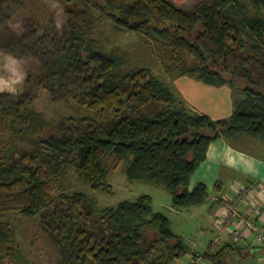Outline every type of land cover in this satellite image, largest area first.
<instances>
[{
  "label": "trees",
  "instance_id": "obj_1",
  "mask_svg": "<svg viewBox=\"0 0 264 264\" xmlns=\"http://www.w3.org/2000/svg\"><path fill=\"white\" fill-rule=\"evenodd\" d=\"M27 1L0 0V10ZM61 1L63 45L46 55L54 42L44 33L24 91L0 92V216H39L48 264H173L190 249L169 218L153 211L150 196L98 208L68 189V170L105 191L108 173L125 163L129 182L163 186L174 209L201 206L206 184L189 185L209 145L220 138L264 143V0H200L191 10L170 0ZM101 19L147 39L167 75L236 91L231 115L214 120L192 110L147 68L119 74L124 56L94 38ZM3 33L0 48L13 53L19 36ZM43 93L72 113L47 117L36 107ZM15 234L1 219L0 264L22 262ZM211 247L192 259L226 264L229 255H247L232 241Z\"/></svg>",
  "mask_w": 264,
  "mask_h": 264
},
{
  "label": "rangeland",
  "instance_id": "obj_2",
  "mask_svg": "<svg viewBox=\"0 0 264 264\" xmlns=\"http://www.w3.org/2000/svg\"><path fill=\"white\" fill-rule=\"evenodd\" d=\"M170 1L182 10H191L200 0ZM243 1L244 3L248 2V0ZM66 20L65 5L61 0H29L25 3H10L6 8L0 10V32H4L5 35L12 32L19 36V41L13 47V53L0 48V92L19 94L24 91L28 73L37 70L39 59L36 53L45 44L44 33H48L54 42L44 46L46 55L51 56L65 42ZM32 33H36L37 39L31 38ZM94 38L97 45L102 49L109 53L116 51L122 57L124 56L125 62L120 67L119 74H125L134 68H147L156 78L171 87L182 100H185L183 95L185 96L188 93L179 84L180 77L169 76L165 73L161 62L153 54L149 41L143 38L142 35L118 31L108 20L101 19L97 23ZM26 44L33 46L34 51L25 47ZM221 87L224 88L219 87L218 89L222 90L224 99L227 94H230L232 98V93L237 98L240 97L229 86L224 85ZM208 99L210 101L205 98L202 100L205 105H208V102L212 104L216 100L214 96ZM186 104L196 111L188 102ZM202 106L204 107V105ZM221 106L219 110L221 116L230 113L231 107L228 104L222 102ZM36 107L50 118L58 113H72L63 103L51 102L45 93L37 100ZM198 113L202 112L198 111ZM207 114L216 120L213 116L214 113L207 112ZM228 117L225 116L224 118ZM244 142L246 146L243 147L246 148L245 150L248 153L264 159V143L253 139H247ZM126 168L127 165L121 163L116 169L108 173L109 190L94 191L84 183L77 169L71 166L67 174V187L71 192L85 194L87 198L96 203L98 208L115 207L124 200L134 201L142 195L150 196L153 211L160 212L169 218L173 231L182 237L184 243L190 249L189 253L176 259L173 264H188L197 253H204L211 245L209 251L214 252L218 250L222 243L229 240L228 233L220 231L216 225V220H214L213 197L216 192L208 193L207 199L201 206L174 209L172 207V196L163 186L144 181L129 182L126 176ZM1 219L10 221L16 227L15 241L23 257L20 264H48L50 247L38 235L39 216L33 218H24L18 215L0 216ZM200 261V264H208L203 258H200ZM236 263L264 264V250L241 257L238 254H233L226 259V264Z\"/></svg>",
  "mask_w": 264,
  "mask_h": 264
},
{
  "label": "crops",
  "instance_id": "obj_3",
  "mask_svg": "<svg viewBox=\"0 0 264 264\" xmlns=\"http://www.w3.org/2000/svg\"><path fill=\"white\" fill-rule=\"evenodd\" d=\"M179 81L181 87H184L185 92L188 93L185 96L183 95V99H185L183 101L188 102L196 112L199 111L206 115H208L207 112H212L215 119H222L231 115L233 111L232 98L230 94L224 95L226 96L225 99L222 97L223 92L221 89L224 87L218 89L219 87L208 86L188 77H180ZM208 96L210 98L214 96L216 100L212 104L208 102V105H205L202 100L205 98L210 101ZM222 102L231 107L230 113L224 116L219 114ZM244 141L233 142L224 138L213 141L209 145L206 160L199 166L190 180V189L196 183L204 182L208 193L216 192L213 197L214 220L217 219V214L224 201L236 199L237 183L253 186L259 190L264 189V159L248 153L245 150L246 148L243 147L246 146ZM260 205V212L256 216H251L250 219L264 226V203L261 202ZM239 210L244 215L248 213V208L243 204H240ZM227 241H230V239ZM238 247L243 248L247 255L261 252L264 249L256 245L254 237L248 234L238 243Z\"/></svg>",
  "mask_w": 264,
  "mask_h": 264
},
{
  "label": "built area",
  "instance_id": "obj_4",
  "mask_svg": "<svg viewBox=\"0 0 264 264\" xmlns=\"http://www.w3.org/2000/svg\"><path fill=\"white\" fill-rule=\"evenodd\" d=\"M236 199L226 200L217 214L216 225L222 232H227L230 241L239 243L247 234L254 237L255 243L264 248V226H261L251 216H256L264 203V189H257L245 184H236ZM240 204L248 208L246 215L239 210ZM200 258L191 259L189 264H200Z\"/></svg>",
  "mask_w": 264,
  "mask_h": 264
}]
</instances>
